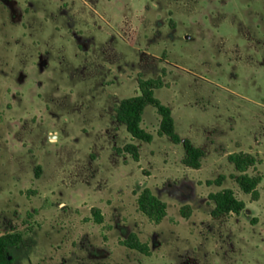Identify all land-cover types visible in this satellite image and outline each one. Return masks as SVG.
I'll list each match as a JSON object with an SVG mask.
<instances>
[{"label":"rangeland","instance_id":"1","mask_svg":"<svg viewBox=\"0 0 264 264\" xmlns=\"http://www.w3.org/2000/svg\"><path fill=\"white\" fill-rule=\"evenodd\" d=\"M140 73L163 74L155 96L204 149L201 168L158 134L154 106L151 142L116 119ZM259 143L264 0H0V232L23 236L13 264H264V183L252 201L228 160ZM146 187L167 204L159 224L138 208ZM224 188L246 202L240 215H212ZM131 233L150 255L124 245Z\"/></svg>","mask_w":264,"mask_h":264},{"label":"trees","instance_id":"2","mask_svg":"<svg viewBox=\"0 0 264 264\" xmlns=\"http://www.w3.org/2000/svg\"><path fill=\"white\" fill-rule=\"evenodd\" d=\"M168 85L163 79V74L149 78H144L139 74L137 78V93L131 97L122 99L115 105V117L126 124L131 140L138 139L151 142L153 136L142 124L145 108L149 105L154 106L160 116L158 134L170 137L177 144L183 142L185 148L183 163L192 169H199L202 165L203 150L193 145L191 140H182L180 138L176 133L171 109L155 96L156 89ZM118 151L122 153V150L119 149ZM123 151L131 154L135 161L138 162L140 160L139 147L136 144L132 142L127 143ZM228 160L234 164L236 171L239 173L236 177L239 188L244 193L250 194L252 201L259 200V185L264 181V174L257 170V165L261 162L260 157L257 154L241 150L229 154ZM39 169L40 167L38 166L35 170L36 177L39 175ZM251 169H253V173L250 172ZM223 179L224 176L221 175L215 180H209L208 183L220 185ZM209 199L214 205L212 215L216 217L227 214L240 215L246 208V202L239 199L230 188L210 193ZM137 202L139 210L155 224H159L167 216V204L154 194L149 187L144 188L140 192ZM191 212L192 208L190 204H185L181 207V213L184 217H190ZM93 213L96 221L101 223L103 217L100 210L94 208ZM22 239L23 236L19 232L8 234L0 232V264H13L11 250L17 247L22 242ZM123 243L127 247L136 249L146 255L151 254L150 246L146 242H142L136 233H131Z\"/></svg>","mask_w":264,"mask_h":264},{"label":"crops","instance_id":"3","mask_svg":"<svg viewBox=\"0 0 264 264\" xmlns=\"http://www.w3.org/2000/svg\"><path fill=\"white\" fill-rule=\"evenodd\" d=\"M141 74V73H140ZM135 94H136V92H135ZM144 115V114H143ZM143 120H144V117H143ZM160 121V118H158V122ZM194 145V144H193ZM264 149V144L262 145L261 143H259L258 145H257V147H254L253 149H251L250 150V152L251 153H253V154H259L258 156L260 157V159H261V162L257 165V167H258V170L259 171H261L263 174H264V171L262 170V165L264 164V156H263V154H262V150ZM202 150H203V152H204V149L203 148H201ZM243 151H246V150H243ZM249 152V151H248ZM141 157V156H140ZM202 166V165H201ZM201 168V167H200ZM197 170V169H196ZM264 183V181H262L261 183H260V185H262ZM259 185V186H260ZM260 190V189H259ZM261 198H262V194H261V192H260V199L259 200H257V202H259L260 200H261Z\"/></svg>","mask_w":264,"mask_h":264}]
</instances>
